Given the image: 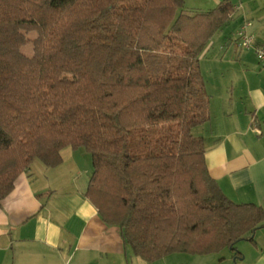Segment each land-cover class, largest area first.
<instances>
[{
	"label": "trees",
	"instance_id": "obj_1",
	"mask_svg": "<svg viewBox=\"0 0 264 264\" xmlns=\"http://www.w3.org/2000/svg\"><path fill=\"white\" fill-rule=\"evenodd\" d=\"M233 12L230 0L207 11L184 0H0V204L34 160L55 167L63 148H84V195L135 256H236L264 208L221 191L197 133L209 119L200 55Z\"/></svg>",
	"mask_w": 264,
	"mask_h": 264
},
{
	"label": "crops",
	"instance_id": "obj_2",
	"mask_svg": "<svg viewBox=\"0 0 264 264\" xmlns=\"http://www.w3.org/2000/svg\"><path fill=\"white\" fill-rule=\"evenodd\" d=\"M220 1L184 0V6L207 11ZM230 1L234 12L200 55L214 67L203 76L209 119L197 133L221 191L233 202L264 208V62L235 36L249 23L246 30L264 43V0ZM82 155L81 148L65 147L59 165L34 160L16 178L0 204V264H147L84 195L92 167L83 168ZM237 243L234 264H264V226Z\"/></svg>",
	"mask_w": 264,
	"mask_h": 264
},
{
	"label": "rangeland",
	"instance_id": "obj_3",
	"mask_svg": "<svg viewBox=\"0 0 264 264\" xmlns=\"http://www.w3.org/2000/svg\"><path fill=\"white\" fill-rule=\"evenodd\" d=\"M184 8L187 9V11L189 10L188 5L184 6ZM229 32H230L229 34H231V31ZM35 36H36L35 32H30L27 34V38L30 40L33 39ZM215 50L216 48H214L213 52ZM21 51L28 56L32 55V44L31 43L25 44L21 48ZM212 66L214 67L212 63H209V64L207 63L206 58L200 61V70L204 77H206V74L209 73V71H207L208 70L207 68L212 67ZM81 150L82 152H85L86 154L85 156L84 155L80 156L81 165L83 166V168H87V165H88V168L92 167L91 157L89 153H86L84 148H81ZM235 249L237 250L236 247ZM232 255H233V250L230 248H224L220 252L204 254V255L173 253L164 258H161V259H158L152 262H147V264H234ZM197 256H200L199 258H203V259H195Z\"/></svg>",
	"mask_w": 264,
	"mask_h": 264
},
{
	"label": "built area",
	"instance_id": "obj_4",
	"mask_svg": "<svg viewBox=\"0 0 264 264\" xmlns=\"http://www.w3.org/2000/svg\"><path fill=\"white\" fill-rule=\"evenodd\" d=\"M249 23L242 26L236 32V40L240 46L243 47H253L254 54L260 62H264V43H256L254 37L251 33L246 30Z\"/></svg>",
	"mask_w": 264,
	"mask_h": 264
}]
</instances>
